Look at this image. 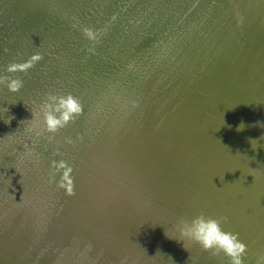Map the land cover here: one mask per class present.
I'll return each mask as SVG.
<instances>
[{
    "label": "bare ground",
    "instance_id": "obj_1",
    "mask_svg": "<svg viewBox=\"0 0 264 264\" xmlns=\"http://www.w3.org/2000/svg\"><path fill=\"white\" fill-rule=\"evenodd\" d=\"M18 1L6 0L0 3L4 15L12 14L13 16V19H11L12 17L3 19V22L6 23L3 27H7L4 33L0 28V37L2 36L3 43L7 46L3 49L4 52H0V78L7 79L5 77H9L13 65L17 68L28 66L30 73L27 75V80L33 84V87L29 88L28 86L26 88L24 85L23 89H19L20 95H26L29 98L34 93L33 88L38 87L42 81H46L44 78L51 80L53 73H55V77L56 75H62L65 78L68 73L75 75L76 72L81 73L86 69L94 71L98 81L99 74L105 71V69H97L98 67H105L108 62H113L116 65L119 63L105 58L106 56H99V52L92 49L94 50L92 52L94 56L93 54L91 58L89 56V60L83 56V62L79 61L81 66L79 63L75 64L74 70L76 72L74 73L63 57L65 56L64 52H59L61 47L56 49L57 45L54 42L46 43L45 37L41 39V42H35L29 48L27 42L21 38L22 32L13 28L16 25L19 28L26 21L19 13L13 11L12 5L14 6ZM247 2L251 9L248 15L240 17L241 21L236 18V7L233 6L231 0H127L122 3L120 0H52V5L48 6L49 11L52 13H47L45 16L37 15V17L33 15L32 19L35 21L42 19L49 22L53 21V16V18H57L55 22H61L65 28L75 29L78 33L73 35L76 38L86 39V37H93L92 28L89 32L86 29L83 30L81 27L83 24L80 22L82 17L78 14L87 18V23L84 21V25L96 24L95 28L97 30L111 27L109 26L110 22L103 24L102 20L111 16L114 11L118 9L125 11L130 6H138L133 13L138 16V21L145 26L144 29H147L149 37L153 40L150 43L159 42L162 48L160 54L163 55V74L166 76L164 96L167 100L166 113L162 116L165 123L164 128L166 129L162 128V132L166 131L165 138L156 137L157 140H155L151 134H149V140L140 135L136 136L135 139L132 138L133 145L137 147L136 154H143L144 158L136 157L132 160V166L127 169V176L121 179L100 176L99 178L102 180L95 179L91 181L95 184V187L101 189L99 190L100 194L95 192L96 195L104 200L94 199L92 195L86 193V199L101 203L107 209L113 208L111 214L118 217L115 224L120 225L134 220L133 226L137 225L138 229L140 226L147 228L150 225L152 229L149 236L150 243L148 239L142 247H137L135 243L139 242L134 241L129 234L125 235V230L122 232L118 228L113 230L105 227L104 229L114 231L112 236L105 231L94 229L103 224L92 225L95 219L93 217L88 218L85 221L84 229L103 236L109 247L115 251L113 262L106 260L103 262L104 264H128L133 257L134 261L141 259L145 260L144 263L148 262V264H189V261L181 257L179 253H185L187 250L191 252L193 248L199 252L201 261L203 258L210 262L228 264V259L222 255L214 257L203 251L197 244L190 241H184V243L179 241L181 237L177 228L178 220L182 217L191 219L200 213L214 218H227L222 223V227L226 231L239 233V239L246 243L247 254L244 257L245 260L257 264L259 257L264 255V173H260L255 163L251 166L247 163L253 161V159L257 161V154H261L259 160H264V142L257 140L259 134L256 131H251L246 135L260 141V143H257L254 139L246 141L241 136L243 132L240 128V118L234 123L238 131L234 129L232 136H230L225 114L228 105L235 107L237 103L236 96L230 92L228 86L231 83L229 78L234 77L233 70L236 68L234 64L237 63L230 62L231 60L226 55L223 47L226 45L220 44L221 38L218 36V31L213 28L216 25L222 32L230 33L232 35L231 39L238 43H242L240 40L243 35H246V32L249 33L248 35H256V41L264 40V0H247ZM196 10L197 16H194ZM198 12H200L201 17H198ZM74 16L79 18H74ZM203 26H208V30L210 29L212 32V37L215 40L213 43L216 48L213 47L209 52L207 65L201 68V73L206 75L207 80L205 82L199 81L196 76L193 85V74L195 73L193 62L195 57L193 59V37H190V35L193 34V27L194 32L199 37L202 36L201 33L206 35L203 30H199ZM33 28L41 30L38 25ZM53 29L56 30L54 26ZM53 29H49L48 32H52ZM42 30L45 31V27ZM220 30L219 32H221ZM28 33V31L24 33L25 37L31 39L32 36ZM33 38L35 37L33 36ZM37 38L40 37L37 36ZM217 49L221 51L217 52ZM73 51L75 54L76 50L74 48ZM103 51L110 53L106 49ZM254 53L255 65L263 70L264 61L257 60L256 55L258 53ZM9 54L14 55L17 60L21 56L28 57L29 54L30 57L27 59L33 60L30 63L31 67L24 60L15 61L13 59L12 63H7L6 61L11 58L7 57ZM36 56L39 59H33ZM36 62L42 63L44 70L39 65L32 68V64ZM19 63L21 65L18 67ZM67 68L70 69L71 73L68 72ZM124 68L122 66L120 68L123 73ZM124 74L127 76L128 71L126 70ZM13 76H15V73ZM15 78L19 80L21 77L15 76ZM168 78L171 79L170 88ZM7 82L0 87V157L4 160V163L0 164V174H3L6 170H11L7 159H5L10 156L6 149L12 147V143L19 145L20 140L18 139L23 138L29 142L31 148L33 159L31 162L34 164L30 165H34L32 167L37 169L38 176L36 179L39 180V185L43 186L41 194L47 191L48 187L54 185L55 182L51 179L60 176V172H65L66 168H69V171L65 173L70 175H72V169L75 170L78 167L83 171L82 174L84 175L81 176L91 177V171L87 169V165L82 163L87 162L86 158L78 154L80 152L79 148L77 149L78 153L75 154L67 150L72 153V157L70 155V157L65 156L67 157L66 160H63L65 162L59 156L63 153L61 151L62 147H66L63 134L70 135L72 139L73 136L78 138L77 135L82 132L81 127L89 123V115L81 113L82 118L77 121L79 124L78 129L71 127L69 124L66 128H61L55 133H49L46 130L47 133L42 130L36 131L35 128L27 129L26 126L30 128L31 124L21 123V121H18L20 123L17 124V120L14 121L4 113L9 111L13 115L19 114L18 111V114L14 112L12 105L10 107L4 106L7 98H11L14 103L21 101V99H13L9 95L13 91L9 89ZM96 82H90L88 85L94 86ZM253 83L257 84L255 81ZM247 84L252 85L250 81ZM193 90L197 93L194 99ZM21 106L20 104L16 105L17 108ZM172 106H174L176 113L180 114V117L178 115H175V118L172 117L179 123V127L169 122ZM34 107L33 104H30L23 109L21 108L22 112L27 114L24 120L31 116L40 123L42 121L41 116H33L36 115ZM237 116H239V113ZM205 121L208 122V128L201 125ZM159 129L161 132V128ZM22 130L23 134L20 132ZM194 130L199 132V135H195V139H193ZM140 132L143 133L141 130ZM171 134L176 138L179 137L178 141L180 143L171 145ZM42 136H47L48 139ZM68 139L70 140V138ZM80 140H84V137L81 136ZM49 142H55L56 147L47 146ZM76 142L77 140H74L73 144H76ZM193 147L203 155L198 154L197 156V154H194L193 157ZM171 149L177 150V154L173 158ZM240 154L241 156H239ZM251 154H254L255 157ZM200 158L204 161L206 168H204L205 171H202L203 175L199 173L197 180V178H193V161L196 162ZM9 164L13 166V163ZM59 166L63 167L62 170L55 172L54 167L57 170ZM132 168L144 174L142 180H131ZM161 171L163 174H160ZM75 172L78 174L76 170ZM57 173H59L58 176H56ZM248 175L250 177H247ZM83 179L86 178L83 177ZM12 180L13 177L7 178V180H1L0 178V192L4 199L5 197L6 199H17L20 204L17 206L16 203H6L10 209H3V207H7L0 202V233L5 238L3 243L7 251H15L19 243L22 249H20L21 254L16 255V258L17 261H20L24 260L31 250L39 246L38 236L46 232V230H40V224L45 217L43 213L47 211L44 208L45 206L43 207L34 202L37 199L36 196L28 194V191L24 188H14L9 183ZM12 182H15V180ZM71 191L73 192L70 193V196L73 198L85 196V194L81 195L79 192L76 194L75 189ZM128 200L131 201L130 205L135 211L133 214L122 215L121 212L126 213L125 207L118 206L116 203L122 204L123 201L128 205ZM78 201L82 202L80 198H78ZM152 205L158 208L153 207L152 209ZM23 208H25V212ZM154 209H160L162 213L156 212ZM24 213L29 217L28 219ZM103 214L110 218L111 214ZM136 214L139 217H136ZM156 232L161 233V236ZM152 235L155 237H151ZM129 239L133 241H128ZM254 249L258 251H254ZM4 255L6 253H1L0 259L5 257ZM118 256L122 258L124 256L127 261L116 258ZM9 260L12 261L11 263L14 262L13 259L9 258ZM0 264H8V262L0 260ZM131 264H134V262ZM196 264L203 263L196 261Z\"/></svg>",
    "mask_w": 264,
    "mask_h": 264
},
{
    "label": "water",
    "instance_id": "obj_2",
    "mask_svg": "<svg viewBox=\"0 0 264 264\" xmlns=\"http://www.w3.org/2000/svg\"><path fill=\"white\" fill-rule=\"evenodd\" d=\"M3 1L6 0H0V3ZM120 1L122 3L127 0ZM231 1L233 6L236 7V18L241 21L240 17L248 15L251 9L247 0ZM51 5L52 0H19L14 6L12 5L13 11L19 13L22 18L26 19V21L23 22V27L20 26L17 28L16 25L13 26V28L22 32L23 35H21V38L27 42L29 48L32 47L35 42H41V39L45 37L46 43L54 42L57 45L56 49L61 47L59 52H64L65 56L63 57L74 73L76 72L74 70L75 64L82 61L83 56L88 60L92 57V52L94 51L92 49H96L97 52H99V56H106L105 58L119 63L116 65L113 62H108L107 66L98 67L97 69H105V71L99 74L98 81L95 72L86 69L81 73L76 72L75 75H70L68 73L65 78L62 75H56L55 77V73H53L54 75L51 80L44 78L46 81H42L38 87L33 88L34 93L29 98L26 95H20L21 93L19 92V89H23L24 85L26 88L28 86L29 88L33 87V84L27 80V75L30 73V68H28V66L26 68L19 67L21 65V63H19V68L15 66L11 69L9 74L10 78L8 76L5 77L7 79L4 80L8 81H5L7 84L12 80H16L15 76L21 77L18 80L21 82V87L16 91L10 92L12 94L9 93L13 99L19 98L21 101L14 103L11 98H7L4 106L10 107L12 105L15 110L14 112L17 113L18 111L19 114L13 115L9 111L4 113L9 115L8 117L12 118L14 121L17 120V124L20 123L18 121L31 124L29 126L30 128L26 126L27 129L35 128L36 131L46 130L42 121L39 123L34 117L32 118L29 116V118L24 120L27 114L22 112V109L33 104L35 106L34 112L36 113V115L33 116H39L40 105L48 93L63 95L71 93L81 100L83 106L82 113L89 115V123L81 127L82 132L77 135L78 138L73 136L72 139L70 135L63 134L66 147H62L61 151H63V153L60 152L62 155L59 156L62 161L66 160L67 157H72V153H78L77 149L79 148L78 150L80 152L78 154H81L87 160V162L82 163L87 165V169L91 171L92 176H81L84 174H82L83 171L78 167L75 169L78 174L72 169V175L65 173L69 171V168H66L64 172L61 171L63 167L59 166L57 170L54 167L55 172L61 171L60 176H58L59 173H57L56 176L58 177L51 179L55 182L54 185L48 187L47 191L41 194V191L43 192V186L39 185V180L36 179L38 176L37 169L32 167L34 165H30L34 163L31 162L33 159L31 157L32 153L29 142L23 138H19V145L12 143L14 147L12 146L6 149L10 156L5 158L11 170H6L3 174H0V178L1 180H7V178L13 177L12 181L15 180V182L11 181L9 183H11L14 188H24L28 191V194L36 196L37 199L34 201L36 204L42 205L43 207L45 206L44 208L47 212L43 213L45 217L41 221L40 230L43 229L46 230V232L38 236L40 247L37 246L35 249L31 250L28 255H26L27 257L20 261H17L16 258V255L21 254L20 249L22 248L19 243L15 251H7L3 243L5 238L0 233V254L6 253V255H8H4L5 257H2L0 260H6L8 264H104L103 262L106 260L113 262L115 251L109 247L103 236H99L91 230L84 229L86 219L93 217L95 221L92 222V225L103 224L102 226L98 225L99 227L97 226L94 229L105 231L112 236L114 235V231L111 232L104 229L105 227H109L113 230L118 228L121 229L122 232L125 230V235L129 234L134 241L139 242L135 243L137 247H142L149 239L152 229L150 225L147 228H142L140 226L138 229L137 225L133 226L134 220L120 225L115 224L118 217L111 214L113 208L107 209L101 203H97L92 199H86V193L92 195L94 199H103L95 193L98 192V194H100L99 190L101 189L95 187V184L91 181L95 179L102 180L99 178L100 176L121 179L127 176V169L132 166V160L136 159V157L144 158L143 154H136L137 147L133 145L134 141H131L132 138L135 139L136 136L140 135L149 140V134H151L155 140H157L156 137L165 138L166 129L164 128L165 123L162 116L166 113L167 100L164 96L166 76L163 74V55L160 54L162 48L159 42L150 43L153 42V40L149 37L150 35L147 33L148 31H146L147 29H144L145 26L138 21V16L133 13L138 6H130L125 11L121 9L114 11L111 16L102 20L103 24L110 22L109 26L111 27L97 30L95 28L96 24L84 25V21L87 23V18L78 14L82 17V20L80 18V22L83 24L81 26L82 29H86L87 32H89L90 28H92L93 32V37L79 39L73 35L78 33H76L75 29L65 28L61 22H55L57 18H53V16L52 22L47 20L43 21L42 19L35 21L32 19L33 15L37 17V15L45 16L47 13H52L48 9V6ZM193 15L197 16V10ZM5 17H12L11 19H13L12 14H6L5 16L0 7V28H2L3 33L5 28H7L3 27L6 24L3 22ZM198 17H201L200 12H198ZM74 18L79 17L74 16ZM35 25H38L41 30L33 28ZM52 25L56 28L55 31ZM43 27H45L46 32L42 30ZM213 28L218 31V36L221 38L220 44L226 45L223 47L225 48L226 55L231 60L230 62L237 63L234 64L236 67L233 70L234 77L229 78L231 83L228 85L231 90L230 92L236 96L235 100L237 103L235 107L228 105L225 114V119L228 121L230 136H232L234 129L238 131L234 123L240 118V128L243 132L241 136L244 137L246 141H251L254 138L246 134L251 131H256L259 134L257 140L264 142V69H259L258 66L255 65L256 61L253 58L254 52H256L258 53V55H256L257 60L264 61V40L256 41V35H248L249 33L246 32V35H243L240 40L242 43H238L231 39L232 35H230V33L222 32L216 25H214ZM49 29H53V31L48 32ZM199 30H203L206 35L201 33L202 36L199 37V35L194 32V27L193 34L190 35V37H193V59L195 57L193 62V70L195 71L193 74V85L196 76L199 78V81L205 82L207 80L206 75L201 73V68L207 65V56L213 47H215L213 43L215 40L212 37L213 34L210 29L208 30V26H203ZM219 30L222 33L219 32ZM26 31L29 32L28 35L34 36L35 38L32 39L31 37V39H29V37H25L24 33H26ZM37 36L40 38H37ZM1 37L0 52H4L3 49L7 48V46L4 45ZM73 48L76 50L75 54ZM105 49L110 51V53L104 52L103 50ZM216 51L220 52L221 50L217 49ZM7 57H11L6 61L7 63H12L11 61L13 59L15 61L24 60L29 64V67H31L30 63L33 61L32 59H27L30 57L29 54L28 57L21 56L18 60L11 54ZM38 65L44 70L42 63L39 62L32 64V68H36ZM234 65H232V67H234ZM121 66L125 67L124 73H126V70L128 71L127 76L120 71ZM94 67L96 66L94 65ZM49 72L52 73L51 70H49ZM68 72L71 73L70 69H68ZM14 73L15 76H13ZM167 81H169L170 88L171 79L168 78ZM249 81L251 84L253 81L257 84L255 85L253 83L252 85H248L247 82ZM90 82H96V84L90 86L88 85ZM5 83L0 84V87ZM196 94L197 93L193 90V99ZM18 104L22 106L17 108L16 105ZM231 109L233 110L231 111ZM170 111L169 122L179 127V123L176 119H172V117L175 118V115H178L174 106L171 107ZM238 113L240 117L237 116ZM178 116L180 117V114ZM79 118H82L81 114L74 122L69 123V125L78 129L79 124L77 121ZM201 125H205V127L208 128V122L206 121L201 123ZM159 128H161V132ZM162 128L165 129L163 132ZM140 130L143 133H141ZM156 131L158 132L155 133ZM20 132L22 134L24 133L23 130ZM195 135H199V132L194 130L193 139H195ZM81 136L84 137V140H80ZM42 137L48 139L47 136ZM68 138H70V140ZM74 140H77L76 144H73ZM178 140L179 137L176 138L173 134L170 135L171 145L180 143ZM256 142L260 143V141ZM47 146L56 147L55 142H49ZM171 150L173 158L174 155L177 154V150ZM194 154H197V156L198 154L203 155V153L193 147V157ZM251 155L255 157L254 154ZM260 155L257 154V161L253 159V161H248L247 163L250 166L255 163L260 173H264V160H259ZM239 156H241V154ZM2 163H4V160L0 157V164ZM9 163H13V166ZM204 168L206 167L201 158L196 162L193 161V178H197L198 180V175L199 173L203 175L202 171H205ZM131 173L133 174L130 175L131 180H142L144 176L143 173H139L135 168L131 169ZM160 174H163L162 171ZM83 177L86 179H83ZM247 177H250V175ZM69 188L71 190L75 189L74 192L76 194L79 192L81 195L85 194V196H76L73 198L70 196V193L73 191H69ZM101 196L103 195L101 194ZM78 198H80L82 202L78 201ZM17 201V199H6V197L4 199L0 192V202L7 207H3V209H10L6 203H16L17 206H19L20 203ZM128 201V205L123 201L122 204L119 202L116 203L118 206L125 207L126 213L121 212L120 214L127 215V213H134L135 209L130 205L131 201ZM23 211L25 212V208H23ZM103 213L111 214L110 218ZM24 214L26 215V213ZM136 217H139L138 214H136ZM28 218L27 216V219ZM156 233L159 235L161 234L159 232ZM153 235L151 237H155ZM130 240L131 239L128 241ZM254 251L258 250L254 249ZM179 255L186 258L189 264H196V261L203 264H225L210 262L203 258L201 261L199 252L195 248H193L191 252L187 250L185 253H179ZM9 258L13 259L14 262L11 263L12 261L9 260ZM116 258L122 257L118 256ZM224 258L226 257L224 256ZM122 259L127 261L124 256ZM144 261L145 260L141 259L134 261L133 257L128 264L133 262L134 264H148V262L144 263ZM244 264L252 263L244 261Z\"/></svg>",
    "mask_w": 264,
    "mask_h": 264
},
{
    "label": "clouds",
    "instance_id": "obj_3",
    "mask_svg": "<svg viewBox=\"0 0 264 264\" xmlns=\"http://www.w3.org/2000/svg\"><path fill=\"white\" fill-rule=\"evenodd\" d=\"M33 59H39V57L36 56ZM3 83L5 80L0 78V84ZM7 86L10 90L16 91L21 87V82L13 80ZM82 111L81 100L71 93L66 95L48 93L40 105L42 123L49 133H55L74 122ZM69 191H71L70 188ZM226 219V217L206 216L204 213L191 219L182 217L177 223L181 237L179 241L197 244L203 251L214 257L223 255L228 258V264H244L247 245L239 239V233L224 230L222 223ZM257 264H264V255L259 257Z\"/></svg>",
    "mask_w": 264,
    "mask_h": 264
},
{
    "label": "rangeland",
    "instance_id": "obj_4",
    "mask_svg": "<svg viewBox=\"0 0 264 264\" xmlns=\"http://www.w3.org/2000/svg\"><path fill=\"white\" fill-rule=\"evenodd\" d=\"M153 207H155V208H158V207H156L155 205H152V209H153ZM156 212H161L162 213V211L160 210V209H154ZM164 215V214H163ZM223 256V255H222ZM227 258V257H226ZM228 259V258H227ZM244 261H248V260H244ZM249 262V261H248ZM250 263V262H249Z\"/></svg>",
    "mask_w": 264,
    "mask_h": 264
}]
</instances>
